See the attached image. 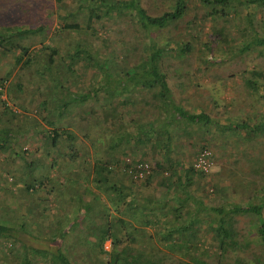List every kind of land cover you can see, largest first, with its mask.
I'll use <instances>...</instances> for the list:
<instances>
[{
    "label": "trees",
    "instance_id": "trees-1",
    "mask_svg": "<svg viewBox=\"0 0 264 264\" xmlns=\"http://www.w3.org/2000/svg\"><path fill=\"white\" fill-rule=\"evenodd\" d=\"M49 2L24 0V11L33 5L39 8L26 16L27 21H35L32 24H0V63H8L5 76L0 78V96L4 94L0 111L14 115V107L19 114L26 112L20 98L12 96L23 92L22 78L9 82L8 76L16 66L17 74L23 70L31 72L35 79L27 81L32 88L29 102L40 99L34 102L33 110L49 129L36 123L29 129L30 135L43 139L55 156L47 151L50 163L34 162L33 155L25 157L21 149L25 139L0 127V159L6 160L5 154L12 152L23 164L0 167V177L15 180L20 169L25 170V176L35 177L37 168L46 169L40 178L24 182L22 189L29 195L47 196L43 189L50 186V194L51 186L54 187L50 171L54 166L65 167L70 186L80 188H72L68 204L72 210L84 212L70 234L76 238L75 245L80 243L91 249L98 264H241V258L236 257L238 252L250 253L254 264H264V185L254 184L253 192L245 199L238 197L234 201L225 197L227 201L224 199L219 205L203 204L190 188L201 178H208L212 167L209 172H201L194 168L195 157L188 165L177 154L185 149L184 138L198 152L213 146L210 141L219 134L233 140L234 145L227 148L226 141L219 145L221 151L227 150L229 160L235 164L246 161L252 174L262 172L264 69L252 67L246 76L242 71L239 77L242 88L261 108L217 121L205 112L204 105L175 100L167 81L171 76L167 73L168 63L164 61L171 56L187 55L192 39L202 48L203 62H222L226 54L227 58L244 53L262 54L264 36L252 34L249 41L240 45L243 35L231 39L222 25L237 26L234 21L242 20L243 28L251 26L255 10L263 17L264 0H157L163 7L158 14L147 13L141 0H53L54 10L49 16L54 23L52 28L41 21L49 10ZM157 2L152 6L159 5ZM185 15L188 16L184 20ZM179 20L184 21L183 34L189 40L160 46L156 32ZM205 23L209 26L204 28ZM200 30H206V39L201 41ZM113 31L118 32V37L111 40ZM32 37L37 39V45H33L34 40L29 41ZM101 124L105 130L93 139L97 146L91 161L88 150L76 159L78 149L69 143L62 145V141L71 142L77 135L89 139L88 135L94 136L88 134L90 128L99 125L100 130ZM66 127L77 135L66 133ZM204 134L207 139L190 142L194 136ZM15 142L20 144L14 147ZM98 149L101 156L96 155ZM73 162L79 168L73 169ZM139 163L148 166V173L140 179L133 177ZM229 174L233 186H237L238 173L229 170ZM87 181L93 185L92 191ZM240 184V189H247L252 182L243 179ZM154 188L160 189L159 195ZM86 193L93 198L90 204L83 198ZM241 216L254 220V235L262 250L258 255L250 252L251 241H245L236 226ZM23 223L11 226L0 220V243L22 232ZM55 228L56 224L49 229L43 227V235L30 240V244H35L44 238L46 245H27L22 249L49 264H90L87 249L77 262L61 251L58 242L62 239L56 237L59 235ZM16 241L21 243L17 238ZM105 241L109 242L110 254L105 250ZM53 242L54 251L45 249ZM208 249L213 252L202 256ZM21 264L31 263L24 259Z\"/></svg>",
    "mask_w": 264,
    "mask_h": 264
},
{
    "label": "rangeland",
    "instance_id": "rangeland-1",
    "mask_svg": "<svg viewBox=\"0 0 264 264\" xmlns=\"http://www.w3.org/2000/svg\"><path fill=\"white\" fill-rule=\"evenodd\" d=\"M151 1L153 0H141L142 7L145 8L147 13H160L163 7L160 6L157 0L154 1H156L159 5L153 7L152 4L154 1L152 3ZM37 3L38 2H36L35 5ZM23 5H25L24 0H0V13L2 15L0 17V24L11 25L15 23L20 24L23 22H26V24H32L35 22L27 21L26 16L28 14L33 15L35 10L39 11V8L33 5L32 8L26 9V11H24ZM47 6L49 7V10L43 14L41 21L45 25L49 26V28H52L54 23L53 21H50L49 16L54 10L53 0H50ZM254 13L256 14L252 16L253 20H251V26H246L243 28V24L241 23L242 20H239L240 22L237 20L234 21L237 26L222 25L224 29H226V35H228V37L231 39H237L243 35L242 40L239 42L240 45H242V43L245 41H249L251 39L250 37H252V34L264 36V27H262V24H264V14H262L263 17L261 18L258 16L260 15L258 11L255 10ZM188 15H185L184 20L187 19ZM205 26H209V23H205L204 28ZM184 31L185 23L183 20H179L166 30L157 31L156 39L158 40L160 46H165L169 43L178 44V42L180 43L189 40V37L183 34ZM205 31L206 30H204V32L202 30L199 31L198 40L201 41L206 39V35L204 34L206 33ZM117 35L118 32L113 31L110 33L109 39H116L118 37ZM119 36H121V33ZM177 39H183V41H177ZM31 40H34V42L32 41L33 45H37L36 38L32 37L29 39V41ZM190 41L192 43V49L187 55L181 58L171 56L165 58L164 60L166 63H168L167 73L171 75L167 79L168 85L172 92V96L176 101H182L183 104H188V102L190 103L191 101L195 102L194 104L198 106L204 105L203 107L205 108V112L217 121L223 118L232 119L234 117H240L242 115H247V113L251 114L253 110L261 108V104L255 102L254 97L251 96L247 89L242 88L239 77L241 76L242 71L243 75L246 76L247 70L251 69L252 67L260 66L262 69H264V52L260 55H257L255 52L248 54L244 53L242 55L235 56L231 55L228 58L226 54V60L222 62H203L201 57L202 48L194 39ZM222 54L223 53L220 55L224 57V54ZM7 64L8 63L6 62L0 63V78L5 76L6 69L8 67ZM28 73L30 74L31 72L23 70L17 74V66L12 68L11 73L8 76L9 82H15L19 80L20 77L22 78L21 80L24 87V90L21 94L13 93L12 96H17L20 98L22 101L20 104L25 107L24 111L26 112L19 114L18 108L14 107L13 109L16 111L14 115L4 111L1 113L0 111V115L2 117L0 120V127H6L13 134L20 135L22 139H25L21 146L25 157H30V155H33L31 158L34 159V162H45L48 164L51 162V160L49 154H46L45 152L48 151L54 154L55 151L51 146L46 145L44 140H41L38 135H36V138H33V135H30L29 131V129H31L36 123L37 125L40 124L43 126L44 130L49 129V125H47L45 121L34 111L36 110L34 102L36 103L40 99L36 98L33 103L29 102V95L32 92V88L27 84V81L34 80L35 76L32 75L31 77L32 73L30 75ZM28 76L29 80H27ZM219 81L222 82L219 83ZM39 96L40 95L36 94V97ZM0 98L4 99V94L0 96ZM9 104H11V102H9ZM98 128L99 125L91 127L88 134H93L94 136L88 135L89 139H87L77 135L76 131L72 130L70 127H66V129H64L66 133L69 135L73 134L72 136H77H75V139H73L71 142L62 141V145H66L67 143L74 145V147L78 149V156H76V159H79L80 156L84 154L83 152L88 150V159L91 161L95 156L92 154L93 149H96L94 147L97 146V141H94L93 139L98 134L101 136V133L105 130V126L101 124L100 130ZM202 138L207 139V135H200V137L194 136L190 142L199 143L202 141ZM92 140L93 142L91 143ZM183 140L185 143V149L181 148L177 154L181 156L186 164L190 165L192 163L193 157H196L197 150L192 148L191 145L189 146L187 144L188 139L184 138ZM224 141H226L225 148H227L228 145H234L231 138H224L219 134L217 136L213 135L210 142L214 143V145L209 146V149L213 154V165L210 174H208V178H201L197 185L190 188L192 194L206 205H219L224 203L226 200L225 197H228L227 199L230 198L234 201H237L238 197H243L245 199L246 196L250 194V191L253 192L254 184L262 186L264 185V169L262 172L258 171V174H252V172H250V166L246 163V161L243 160L240 163L237 161V164H235L233 161L229 160L227 158V150L221 151L219 147V145H222ZM19 144L20 143L15 142L14 147H17ZM60 150L61 153H63L62 149ZM247 153H249V151H247ZM96 155L101 156V151L99 149L97 150ZM178 155H176L177 158ZM5 156L7 157L6 160L2 158L0 159V167H9L8 165L10 164L11 167L15 168L21 167L23 165L22 162L18 160V157H16L12 152L11 154H9V152L6 153ZM73 163V169L79 168V165L76 164V162ZM262 163L264 166V160ZM44 170L40 167L37 168L35 177H32L34 176L32 174L25 176V170L21 169L18 170L19 174L15 175V180H13V178L3 179V177H0V220L5 224L10 223L11 226H16L18 223L24 222V232L22 231L17 234L16 237H10V239L0 243V264H21L24 259L29 260L31 264H49L46 259L41 258L37 260L36 256L34 255L35 253H26L22 247L32 245L33 247L35 246L36 248H40L41 245H46L44 238L38 239L39 242H35V244H30V240L34 239V237L37 238L42 236L43 227L49 229L50 227L55 226V224L57 225V228H55L54 232L59 235L56 237L62 239L60 243L58 242L59 246L61 247V251L68 255L72 261L77 262L87 249V254H89V263L98 264L99 259L94 253H92L91 249L88 246L85 249L84 245L80 243H76L75 245L76 238H73V234H70L72 228L78 226V216H83L84 212H82V209L78 210L77 208L72 210L68 204L69 201L67 198L69 195L72 196V188L75 191H80V188L74 187V185L70 186L67 180L68 177L66 176L65 167L54 166L50 171L49 177L53 181L54 187L51 186L52 189L50 188V194L48 192V188L50 186H47L45 189H43V191L47 193V196L43 195L42 193L29 195L22 189L24 182H27L31 178H40L39 176L44 173ZM229 170H234L236 173H238V178L240 181L236 183L238 185L235 187L233 186L234 183L231 179L232 176L229 174ZM20 172L22 173L21 175ZM242 173H244V176L241 175ZM119 176L120 178L125 179L122 177V175ZM243 179H248L252 182V184L247 186V189L239 188L241 187L240 183ZM225 180H227L228 183L230 182V184L225 185ZM60 181H62L64 184L61 185ZM86 184L90 191L94 189L90 181H87ZM154 190V193L159 195L160 189L154 188ZM83 198L88 201L89 204L93 202L90 200L93 198H91L87 193ZM73 204L74 201L72 202V205ZM55 209L57 210V213H55ZM93 214L94 213L91 215ZM262 217L264 218V208L262 211ZM237 219L238 222L236 223V226L238 230H240V234H242L243 239L245 238V241H251L250 252L258 255V253L262 250L260 249L257 238L254 235L253 218L241 216ZM31 226L33 227L31 228ZM55 233H52L51 235ZM16 238L20 240L21 243H17ZM51 245L44 247L47 250L54 251L56 248L54 246L55 242L51 243ZM104 245L105 250L110 254L109 242L105 241ZM12 248L15 250H12ZM212 252L213 250L208 249L207 251L202 252V256L204 254L209 255ZM109 254L104 259L108 258ZM228 256H232V254ZM251 256L252 255L247 252H238L236 254V257L241 258V264H254L251 262ZM231 264H233V261H231Z\"/></svg>",
    "mask_w": 264,
    "mask_h": 264
},
{
    "label": "built area",
    "instance_id": "built-area-1",
    "mask_svg": "<svg viewBox=\"0 0 264 264\" xmlns=\"http://www.w3.org/2000/svg\"><path fill=\"white\" fill-rule=\"evenodd\" d=\"M213 165L212 153L209 148H202L196 154L194 161V168L201 172H209ZM137 170L133 174L134 178H142L148 173V166L146 163H139L136 165ZM130 172V170L128 171Z\"/></svg>",
    "mask_w": 264,
    "mask_h": 264
}]
</instances>
